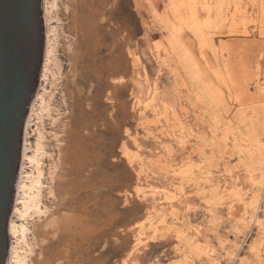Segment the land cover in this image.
I'll list each match as a JSON object with an SVG mask.
<instances>
[{
  "label": "rangeland",
  "instance_id": "obj_1",
  "mask_svg": "<svg viewBox=\"0 0 264 264\" xmlns=\"http://www.w3.org/2000/svg\"><path fill=\"white\" fill-rule=\"evenodd\" d=\"M92 1L44 5L18 264H264V0Z\"/></svg>",
  "mask_w": 264,
  "mask_h": 264
},
{
  "label": "water",
  "instance_id": "obj_2",
  "mask_svg": "<svg viewBox=\"0 0 264 264\" xmlns=\"http://www.w3.org/2000/svg\"><path fill=\"white\" fill-rule=\"evenodd\" d=\"M43 49L42 0H0V264H7L6 223L15 195L21 131Z\"/></svg>",
  "mask_w": 264,
  "mask_h": 264
},
{
  "label": "bare ground",
  "instance_id": "obj_3",
  "mask_svg": "<svg viewBox=\"0 0 264 264\" xmlns=\"http://www.w3.org/2000/svg\"><path fill=\"white\" fill-rule=\"evenodd\" d=\"M49 0H42V6H43V14H42V24H43V27H44V54H43V58L42 59H45L43 61V65L42 68H41V72H40V75L38 76V82H37V85H36V89H35V94H34V97L31 101V104H30V107L28 109V112H27V115H26V119H25V122H24V125H23V128H22V131H21V153H20V161H19V165H18V173H17V181H16V188H15V195H14V200H13V204H12V207H11V210H10V213H9V216H8V220H7V223H6V235H7V238H8V259H7V264H18V258L16 256V253L13 249V243H14V240H15V233H16V230L20 227L23 226V222L19 221L17 218L18 217H23L24 216V212L27 211L28 209V206H27V202H28V191L31 189L29 188L30 186L26 185V183L24 184V179L26 180H29L31 181L30 183H34L33 179H31V176L28 174V170L26 168V163L25 162H29L31 161V157H29V154H30V149L32 148V138L27 134V131L29 130V127H28V124H29V119L30 118V115H31V112H32V108H34V103H36V97H37V93L39 91V88H40V84L42 83V77H43V74H44V67H45V62H46V59H47V56L49 55V53H51L50 51V47H49V44H48V40H49V34H48V31H47V28H48V15H47V9H45L44 5L46 2H48ZM77 1V0H76ZM80 1V0H78ZM92 1V0H91ZM88 2V1H86ZM93 2V1H92ZM75 3V2H74ZM77 3V2H76ZM75 3V4H76ZM82 4V3H81ZM85 4V3H84ZM79 5V4H78ZM90 5V4H89ZM81 6V5H80ZM87 7V6H86ZM93 8V6H92ZM75 9V8H74ZM89 9V8H88ZM91 9V8H90ZM96 10V9H95ZM76 11V10H75ZM92 12V11H91ZM99 12H96L95 11V15L94 16H97ZM102 14V13H101ZM92 15V14H91ZM100 15V14H98ZM81 16V15H80ZM72 19L73 21H79L77 20V17L76 15L74 14V12H72ZM79 17V16H78ZM93 17V15H92ZM95 18V17H94ZM98 20V19H97ZM75 26L74 27H77V31L78 33H82L80 31H84V26H86L87 24H89L90 22H95V20L93 21H90L89 23L87 22V24L85 25L84 24H80V23H77L75 22ZM82 21V20H81ZM99 23V22H98ZM97 23V25H98ZM92 24V23H91ZM73 26V25H72ZM100 26V25H99ZM71 27V26H70ZM76 33V34H78ZM109 34V33H108ZM86 35V33H85ZM84 35V36H85ZM80 36V35H79ZM81 36L83 37V35L81 34ZM115 83V82H114ZM123 86V85H122ZM110 92V91H109ZM115 94V93H114ZM40 96V95H39ZM25 163V164H24ZM24 174V176H23ZM31 174V173H30ZM24 178V179H23ZM34 178V177H33ZM28 192V193H27ZM17 205H20V207L18 208ZM68 209V208H67ZM74 215V213H73ZM78 214H76L75 216H77ZM18 216L16 219L18 221H15V217ZM62 217V216H61ZM83 218V217H82ZM69 219V218H68ZM72 219V218H71ZM85 219V218H84ZM66 221V220H65ZM70 221V219H69ZM74 221V220H73ZM79 224V223H78ZM58 226V225H57ZM53 228V227H52ZM58 228V227H57ZM66 228V227H65ZM79 229V228H78ZM53 230V229H52ZM56 230V229H55ZM74 230V229H73ZM86 230V229H85ZM68 232V231H67ZM84 233V232H83ZM66 235V234H65ZM46 238V237H45ZM49 241V240H48ZM58 241V240H57ZM45 247V246H44ZM75 252V251H74ZM81 260V259H80ZM84 260V259H83ZM77 262V261H76Z\"/></svg>",
  "mask_w": 264,
  "mask_h": 264
}]
</instances>
